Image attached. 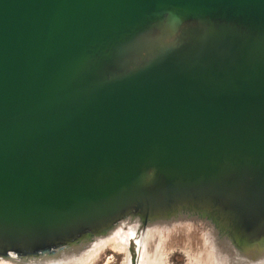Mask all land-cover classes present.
<instances>
[{
	"label": "water",
	"instance_id": "obj_1",
	"mask_svg": "<svg viewBox=\"0 0 264 264\" xmlns=\"http://www.w3.org/2000/svg\"><path fill=\"white\" fill-rule=\"evenodd\" d=\"M178 213L264 254V0H0V254Z\"/></svg>",
	"mask_w": 264,
	"mask_h": 264
},
{
	"label": "bare ground",
	"instance_id": "obj_2",
	"mask_svg": "<svg viewBox=\"0 0 264 264\" xmlns=\"http://www.w3.org/2000/svg\"><path fill=\"white\" fill-rule=\"evenodd\" d=\"M189 214L200 220L192 221L195 219L184 213L147 219L129 215L97 235L87 233L54 249L0 254V264H93L107 248L124 253L125 264H165L163 255L169 249L166 241L172 238L173 246L176 239H183L181 232L186 236L201 235L200 260H191V264H264V254L241 252L211 221Z\"/></svg>",
	"mask_w": 264,
	"mask_h": 264
},
{
	"label": "rangeland",
	"instance_id": "obj_3",
	"mask_svg": "<svg viewBox=\"0 0 264 264\" xmlns=\"http://www.w3.org/2000/svg\"><path fill=\"white\" fill-rule=\"evenodd\" d=\"M188 215L189 218H194L197 221L199 218L192 217V214L184 213V216ZM191 216V217H190ZM187 219V218H186ZM191 220V219H190ZM200 220V219H199ZM196 225V224H195ZM195 233V232H193ZM182 240L176 239L173 246L171 245L172 238L167 239L166 241V253L163 255L162 261L165 264H191V260L195 263H198L200 258L199 255L201 254V246H199V238L200 236L196 237L195 234H189L188 236L184 235V232H181ZM197 235L199 233L197 232ZM180 236V235H179ZM177 246V247H176ZM189 248V249H188ZM125 259V254L119 253L114 251L113 249L107 248L104 253L99 257V259L93 264H122L123 260ZM196 259V261H194Z\"/></svg>",
	"mask_w": 264,
	"mask_h": 264
},
{
	"label": "flooded vegetation",
	"instance_id": "obj_4",
	"mask_svg": "<svg viewBox=\"0 0 264 264\" xmlns=\"http://www.w3.org/2000/svg\"><path fill=\"white\" fill-rule=\"evenodd\" d=\"M125 262H126V260L124 259L122 264H125Z\"/></svg>",
	"mask_w": 264,
	"mask_h": 264
}]
</instances>
